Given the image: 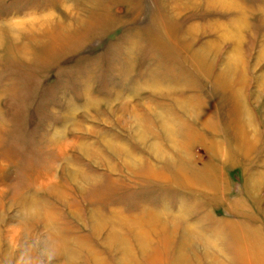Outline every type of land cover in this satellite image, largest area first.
<instances>
[{
  "label": "rangeland",
  "instance_id": "obj_1",
  "mask_svg": "<svg viewBox=\"0 0 264 264\" xmlns=\"http://www.w3.org/2000/svg\"><path fill=\"white\" fill-rule=\"evenodd\" d=\"M0 264H264V0H0Z\"/></svg>",
  "mask_w": 264,
  "mask_h": 264
}]
</instances>
